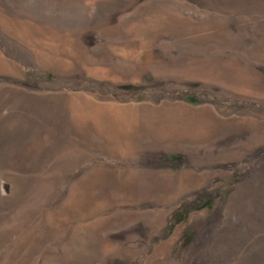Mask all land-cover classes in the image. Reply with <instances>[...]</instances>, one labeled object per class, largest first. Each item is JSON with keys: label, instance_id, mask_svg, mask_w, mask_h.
<instances>
[{"label": "rangeland", "instance_id": "rangeland-1", "mask_svg": "<svg viewBox=\"0 0 264 264\" xmlns=\"http://www.w3.org/2000/svg\"><path fill=\"white\" fill-rule=\"evenodd\" d=\"M0 264H264V0H0Z\"/></svg>", "mask_w": 264, "mask_h": 264}]
</instances>
